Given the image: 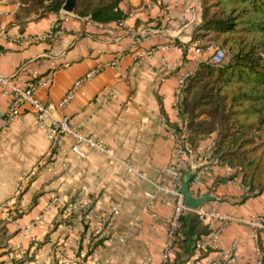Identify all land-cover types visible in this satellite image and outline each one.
<instances>
[{
	"label": "crops",
	"instance_id": "obj_1",
	"mask_svg": "<svg viewBox=\"0 0 264 264\" xmlns=\"http://www.w3.org/2000/svg\"><path fill=\"white\" fill-rule=\"evenodd\" d=\"M19 7V0H0L1 76L31 83L50 74V85L39 87L36 98L57 104L78 79L101 70L42 124L24 107L0 133V205L7 204L10 215L0 216V264L18 252L24 256L13 264H160L174 209L161 191L172 186L167 168L176 151L165 126L182 122L175 106L179 80L213 52L205 43L200 55L194 53L202 45L192 40L201 23L199 0H124L120 24L61 11L22 22ZM9 105L10 97L0 96V125ZM61 116L111 154L83 144L80 153L71 152L77 143L64 136L47 158L45 129ZM214 138L202 139L196 154L204 157ZM207 163L201 189L216 199L203 208L230 219L211 222L220 230L215 247L198 250L187 238L170 264H255L258 255L264 264V232L251 237V222L264 212V191L248 194L239 176L210 191L217 178L234 171ZM88 201L91 219L84 224L75 209ZM91 231L103 236L89 254ZM233 253L235 260L228 258Z\"/></svg>",
	"mask_w": 264,
	"mask_h": 264
},
{
	"label": "trees",
	"instance_id": "obj_2",
	"mask_svg": "<svg viewBox=\"0 0 264 264\" xmlns=\"http://www.w3.org/2000/svg\"><path fill=\"white\" fill-rule=\"evenodd\" d=\"M46 1L19 0L17 18L23 22L59 15L65 0ZM122 1L76 0L74 15L98 24L119 23L125 17L119 9ZM199 2L201 23L192 40L202 44L200 50L207 48L205 43L218 42L227 60L219 65L201 63L186 78L176 103L178 115L185 123L189 150L196 153L202 139L214 136L205 160L234 171L217 178L210 191L239 176L247 193L257 196L264 191V0ZM179 233L183 239L175 251L187 238L197 242L208 230L188 213L180 219Z\"/></svg>",
	"mask_w": 264,
	"mask_h": 264
},
{
	"label": "built area",
	"instance_id": "obj_3",
	"mask_svg": "<svg viewBox=\"0 0 264 264\" xmlns=\"http://www.w3.org/2000/svg\"><path fill=\"white\" fill-rule=\"evenodd\" d=\"M120 24V22H119ZM53 31H50L47 36H52ZM194 53L197 55L201 54L199 48L194 50ZM227 60L226 53L220 48H214L213 52L206 59V63L219 65L224 63ZM111 66H116V63H112ZM101 69H95L88 73H86L82 78L78 79L73 86L67 91L66 95L57 103L54 104L52 102L42 103L36 98V91L39 87H47L51 83V75L48 74L36 81L31 83L29 82H21L15 78L4 77L0 75V96H8L10 97V105L6 116L3 120V123L0 125V133L6 129L8 124L20 115L22 109L24 107H28L36 116L38 124H42L44 120L48 117L52 116V113L57 111V109H61L65 104H67L74 96V93L77 89L89 78L93 77L98 71ZM189 77V76H188ZM186 77V78H188ZM186 78L180 79L178 82V87L175 92V106L178 101L181 89L184 85ZM166 130L170 133V138L174 141L176 146L175 158L173 163L167 168V171L172 177V186L169 188L162 189L161 191L165 192L167 195L171 196L173 199L174 209L172 216L168 221V228L166 230V239L164 243V247L161 253V263L160 264H170L171 258L174 254L176 243L178 240L183 239L182 235L179 233L180 228V219L182 216L193 213L197 216V219L201 223H206L210 228V231L199 238L196 242V248L198 250L205 251L210 247H215V240L219 235L220 230L212 227V221L215 219L219 220H229L228 216H220L218 213L209 212L201 207L197 211H191L184 206V197L178 191V188L181 184L182 177L189 171V165L200 166V168L196 171L195 176L190 181V190L192 191L194 196H203V192L201 189L202 178L207 170L208 163L204 159L197 155L196 153H192L189 150L187 143V135L185 132V123L181 122V124L177 127V129L165 126ZM46 138L48 140V151L46 153L47 158H53L54 153L57 150H60L62 139L64 136H69L73 140L76 141L77 144L71 147L70 151L75 153H80L77 145L83 144L88 148L105 153L107 155L111 154V151L107 149L104 144L100 141L94 140L92 137L88 135H84L78 132L76 129H73L70 126V122L68 117L61 116L58 119H54L45 129ZM209 150V149H208ZM216 167H218L215 164ZM227 174H230L233 170L229 167H223ZM35 173L32 172V175ZM244 190H247L244 186H242ZM150 201H155L156 197L153 195H149ZM75 211L78 213V219L81 223H88L91 219L92 213V202H84L79 207L77 206ZM117 210H113V214H116ZM0 216L8 219L9 218V209L7 204L0 205ZM252 234L251 237L253 240L257 239V233L259 230L264 232V212L258 215L252 222ZM93 231H91L92 233ZM92 242L89 240L87 244H92L98 242L103 236L102 233L97 231L93 232ZM232 248L235 249L236 245L233 244ZM22 258L24 256L23 252H18L17 254H10L8 258L5 260L4 264H13L17 257ZM236 254L228 255V258L231 260H235ZM262 257L258 255V259L255 264H262ZM64 264H69V262H65Z\"/></svg>",
	"mask_w": 264,
	"mask_h": 264
},
{
	"label": "water",
	"instance_id": "obj_4",
	"mask_svg": "<svg viewBox=\"0 0 264 264\" xmlns=\"http://www.w3.org/2000/svg\"><path fill=\"white\" fill-rule=\"evenodd\" d=\"M76 0H65L64 4L61 7V12L67 15H73L75 11ZM264 56V48L262 50ZM200 166L189 165V171L183 175L181 184L178 188V191L184 197V206L185 208L191 211H197L207 203L214 201L216 198L206 194L203 196H194L190 190V181L195 176L196 171Z\"/></svg>",
	"mask_w": 264,
	"mask_h": 264
},
{
	"label": "rangeland",
	"instance_id": "obj_5",
	"mask_svg": "<svg viewBox=\"0 0 264 264\" xmlns=\"http://www.w3.org/2000/svg\"><path fill=\"white\" fill-rule=\"evenodd\" d=\"M94 1H96V0H94ZM46 2H48V0L46 1ZM61 11V10H60ZM212 42H214V41H212ZM212 44V46L215 48H220V44L218 43V42H215V43H211Z\"/></svg>",
	"mask_w": 264,
	"mask_h": 264
}]
</instances>
